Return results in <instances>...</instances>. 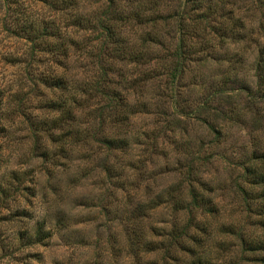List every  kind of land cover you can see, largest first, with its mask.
I'll use <instances>...</instances> for the list:
<instances>
[{
	"label": "rangeland",
	"instance_id": "obj_1",
	"mask_svg": "<svg viewBox=\"0 0 264 264\" xmlns=\"http://www.w3.org/2000/svg\"><path fill=\"white\" fill-rule=\"evenodd\" d=\"M35 1L37 5L32 0H0V81L6 90L2 110L9 119L6 132H0V264H151L162 257L153 243L189 222L191 231L207 230L205 244L194 247V258L264 264L257 259L263 253L242 252L241 236L258 241L264 227L254 224L260 216L247 209L248 201L254 203L239 186L246 162L254 152H264V103H255L261 112L243 109L241 121L222 122L220 95L210 96L235 66L238 81L229 85L235 100L246 98L244 88L258 86L264 0H223L221 17L201 24L199 31L191 19L186 38L194 53L174 97L164 91V74L145 85L143 96L131 90L124 74L132 78L142 69L166 72L173 66L169 54L178 41L180 1L163 5L164 15L173 19L159 26L161 44L145 49L143 61L148 63L143 66L114 59L108 52L97 55L104 34L97 21L108 11L107 0H75L66 12L46 0ZM22 2L32 5L27 11L40 24L61 20L37 60L25 54L29 41L16 31H3L13 27L7 18ZM84 20L90 23L81 25ZM221 22L224 28L215 33ZM149 30L126 24L119 28L120 44L136 50ZM102 66L111 86L123 95L129 92L136 102L135 114L124 123L90 119V111L75 103L85 97L86 86L100 80ZM42 70L59 75L65 85L36 86ZM95 90L90 86L89 94L95 96ZM54 100L63 105L51 111ZM64 112V129L50 138ZM114 137L126 138L127 145L111 147L107 139ZM61 138H67L66 152L59 147ZM192 162L198 168L185 176L183 168ZM194 193L210 202L205 208L192 205V212L180 210ZM209 203L213 212L206 209ZM229 227L236 232L222 233ZM245 256L252 260L244 261Z\"/></svg>",
	"mask_w": 264,
	"mask_h": 264
},
{
	"label": "trees",
	"instance_id": "obj_2",
	"mask_svg": "<svg viewBox=\"0 0 264 264\" xmlns=\"http://www.w3.org/2000/svg\"><path fill=\"white\" fill-rule=\"evenodd\" d=\"M46 1L49 3V5H51V7L55 8L56 10L58 9L60 10V12L61 10L66 12L67 10H70L69 6L71 5V2L75 0ZM178 1L181 2V5L177 9L178 13L175 17L179 20V36L175 48H173L172 53L169 54V58L171 59L173 66L171 65L172 67H168L166 72L157 71L153 67L147 68L145 70L142 69L141 72H139V76H135L132 78H127V76L124 74V81L128 80V83L132 88L130 89H135V92L141 94L142 96L144 95L145 85L151 82L154 78H158L163 74L166 76L167 84L164 87V91H169L172 93L173 97L175 96V89L181 82L183 74L185 73L187 65L189 64V59L192 53H194L192 52V47L189 49L187 39H190L187 29L191 24V19L193 23H195L194 26H198L196 27V29L199 31L202 29L201 24L212 22L214 19L221 17L220 15L221 13H223V9L225 7L223 0H219L220 5L219 3L215 4L216 1L214 0ZM32 2H35L37 5V1L32 0ZM107 2L108 11L104 16L101 17L99 21H97V25L101 29H103L104 33L102 35L103 37L100 39L101 47L97 55L103 56L104 52H108L111 57H114V59L119 58L120 60H125L128 62L131 61L137 63L139 66L146 65L148 61H143V58L145 56V49L155 48L156 45L161 44L160 38L157 39L159 37V26L163 21L168 22L169 20L173 19V15L165 16L163 13L162 7L165 4L166 0H107ZM6 5H8L7 9L9 11L13 7L12 5H10V2ZM19 5H22V8L19 9ZM19 5L15 7L14 12L11 11L12 13H10L9 18H7L9 20L8 23L12 24L13 27L10 26L3 29V31L7 30L8 32L10 31L12 33L16 31V33L25 38L26 41H29V48L25 51V54L29 55V57L35 60L37 57L41 56V52L47 50V47L49 46V39L53 36V31H55V29L59 30L61 20L57 21V18L53 20L46 19L45 21L43 20L44 22L42 24H40V21L38 20V17L35 15V13L27 11L32 8V5H30V7L29 5L26 6L28 9L25 7L23 2ZM188 19L189 22L187 23ZM232 20L233 18L228 19L227 21L231 22ZM88 23H90V20H87L84 23L82 22L81 25ZM132 23H134V25H138L139 27L150 29L149 32L146 33L145 37L143 36L141 47L136 46V50H134V48L128 49V46L126 45L122 46L119 39V28H122V26L126 24ZM224 24H227V22L225 21ZM224 24L221 22L220 27L216 28L215 33H218L219 30L222 31L221 27L224 28ZM207 30L208 28H205V31ZM227 35L228 34H226L225 36ZM222 36L223 34L221 35V37ZM208 41L211 42V38ZM102 67L104 69L99 77L100 80H94L90 85L95 86L96 90L94 93H96V95L94 96L92 94H89L90 86L88 85L89 88L87 89L86 86L85 90L82 91L85 97L83 98L81 96L79 100H75V103L79 101L78 108L84 106L83 108H86L90 111V119L94 117L95 119L99 118L101 122L124 123L125 118H128L129 115V118H131L135 114V110L137 109L136 102L132 100V96L129 92L123 95L122 92H119L116 88L111 86L112 80H109L108 78V69L104 66ZM235 67L237 68V66ZM236 68L230 69L223 76L222 80L217 83L214 91L210 94V96L220 95V99L222 101L227 98L224 103L220 100V106H223V108H220V117H222V122L226 121V119H234L236 121H238L239 119V121H241L243 119L242 117L246 113H243V109H247L249 111L255 110V108L258 109L259 107V105L255 107V103H264V51L259 54L256 60V69L259 78V84L255 89H249V87L244 88V91L248 90V95L246 96V98L243 97V99L245 100L242 99V102H244L242 108L241 106H239L242 102H238V100H235L233 98V95L229 94V90L234 88H230V83H232V81H238L237 73L234 72V69ZM38 77L39 82H36V86L42 84L46 87L49 86L50 88H52L62 87V85H65L63 78H58L59 75L55 76L54 73L44 72V70L40 71ZM36 89H38V87H36ZM93 90L94 89L92 88V91ZM5 94L6 90L2 86L0 81V132H6V129H8L9 126V119L6 115L7 112L2 110L3 103H5ZM14 94L17 96L21 95L19 93ZM98 98H100L99 101L95 103L96 99ZM101 99L106 101L105 104H101ZM206 104L207 102L204 103V105ZM62 105L63 102L60 100L52 101V103L50 104V106L52 107L51 111H55L59 107H62ZM201 105L203 106V104ZM92 108L95 110V112H92ZM258 112H261L260 109H258ZM67 116L68 115L64 112L63 118L61 117L60 119H56L57 126L52 128L49 132L50 138L54 137V133L58 129H64L63 123L64 120H66ZM86 116H88L87 113ZM66 137L68 138V136ZM67 138H61L60 140H58L60 141V149L65 152L67 151V148L65 146L66 142L64 140H67ZM107 142L111 144V147H119L123 143L125 146L127 145L126 138L119 139V137H114L107 139ZM246 163L247 164H245L244 166V174L242 177L243 182L239 183V186L241 187V191H243L246 200L248 201V198L250 197V199H252V202L254 203L253 206L251 201H248V203L246 204L247 209L251 212H254L255 215L257 214L260 216L259 219L256 218V222L254 224H256L258 227H264V152H254V154L249 158V161H247ZM195 165L196 164L192 162L191 164L183 168V173L185 174V176H191V174L195 172V170L198 168V166ZM198 170H201V168H199ZM10 177L12 178V176ZM184 200V198H179L180 203H182V201L184 202ZM208 201L210 202V199L206 200L204 195L199 196L194 193L192 195V201L186 202L184 205L182 204L180 210H191L192 212V205L200 208H205V203H207ZM210 205L211 203L208 204V207L206 209H209V212H213L214 210L212 208H209ZM192 227L193 224L191 222L180 225L179 227L176 226L173 228L172 232L168 234L167 238L157 243L154 242V250L160 251L162 253V257H160L159 260L155 259V261L151 262V264H215L202 255H198L196 258H194V247L196 248L199 247V245L205 244L203 242V235L206 234L207 230H205L204 228H200L198 229L199 231H191ZM235 229L236 228L229 227L226 228L222 233H235ZM241 235H243V232L241 233ZM241 237V247L244 255L245 253H248L251 256L263 253L264 256V234L262 236V239H259L258 241L252 239L251 237ZM188 241H191L190 243H192V245L190 243L188 244ZM221 247L223 249H226L227 246L222 244ZM187 254H190L191 257H187ZM185 256L186 258H188V260L185 258ZM190 258L193 259L189 260ZM257 259L260 262L264 263V257ZM246 260L248 259L245 256L244 261ZM251 260L249 259L248 261ZM227 261L230 262L229 264H242L236 260H226V262Z\"/></svg>",
	"mask_w": 264,
	"mask_h": 264
}]
</instances>
